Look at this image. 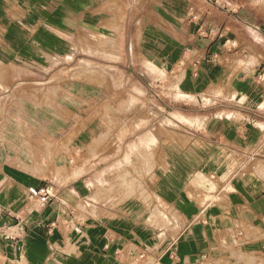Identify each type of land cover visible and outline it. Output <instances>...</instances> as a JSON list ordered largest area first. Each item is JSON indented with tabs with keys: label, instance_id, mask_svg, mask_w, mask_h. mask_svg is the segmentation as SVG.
Returning <instances> with one entry per match:
<instances>
[{
	"label": "crops",
	"instance_id": "0c3cea01",
	"mask_svg": "<svg viewBox=\"0 0 264 264\" xmlns=\"http://www.w3.org/2000/svg\"><path fill=\"white\" fill-rule=\"evenodd\" d=\"M263 66L264 0H0V264H264Z\"/></svg>",
	"mask_w": 264,
	"mask_h": 264
},
{
	"label": "built area",
	"instance_id": "2783aa9c",
	"mask_svg": "<svg viewBox=\"0 0 264 264\" xmlns=\"http://www.w3.org/2000/svg\"><path fill=\"white\" fill-rule=\"evenodd\" d=\"M262 71H264V66L262 67ZM264 77V72L263 74L259 76V78ZM29 198L31 201L34 203H38L40 206H46L51 201L53 200L54 196L51 193V190L48 187H42V188H29ZM5 239L8 241H16V236L13 233L6 234ZM146 254L145 253H140L137 256H135V260L131 264H142L145 261ZM202 262H206V257L203 256L201 258V264H204ZM160 264V263H158Z\"/></svg>",
	"mask_w": 264,
	"mask_h": 264
},
{
	"label": "rangeland",
	"instance_id": "374dc122",
	"mask_svg": "<svg viewBox=\"0 0 264 264\" xmlns=\"http://www.w3.org/2000/svg\"><path fill=\"white\" fill-rule=\"evenodd\" d=\"M126 182H127V180L125 178L120 182L121 183L120 188H119L120 191H125ZM113 191H114V189H113Z\"/></svg>",
	"mask_w": 264,
	"mask_h": 264
}]
</instances>
